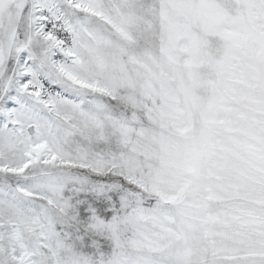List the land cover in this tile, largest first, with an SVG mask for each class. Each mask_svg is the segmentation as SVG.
Segmentation results:
<instances>
[{
  "label": "snow or ice",
  "instance_id": "1",
  "mask_svg": "<svg viewBox=\"0 0 264 264\" xmlns=\"http://www.w3.org/2000/svg\"><path fill=\"white\" fill-rule=\"evenodd\" d=\"M0 264H264V0H0Z\"/></svg>",
  "mask_w": 264,
  "mask_h": 264
}]
</instances>
